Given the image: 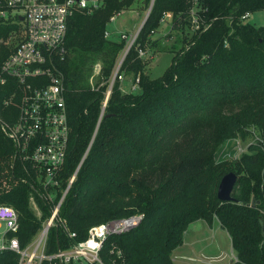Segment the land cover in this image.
Here are the masks:
<instances>
[{"label":"trees","instance_id":"1","mask_svg":"<svg viewBox=\"0 0 264 264\" xmlns=\"http://www.w3.org/2000/svg\"><path fill=\"white\" fill-rule=\"evenodd\" d=\"M134 1L105 0L104 7L74 11L68 19L67 54L57 62L71 128L62 189L85 157L59 207L76 237L68 239L60 228H50L45 253L84 239L91 225L139 212V225L109 236L103 252L114 243L127 264H173L171 252L182 245L188 225L202 219L211 227L217 219L235 251L232 264H264V27L238 20L246 11L263 8L264 0H204L206 16L218 18L193 36L185 31L189 0H154L118 70L132 82L138 78L139 91H123L116 77L99 120L124 47L123 39L104 37L106 25ZM166 12L172 13V27L183 33L184 45L162 75L151 78L138 49L157 45L151 35ZM20 28V22L0 19V38ZM11 49L1 46L0 65ZM97 57L101 71L93 86L88 78ZM13 87L0 84V119L16 116L15 107L4 105ZM250 130L258 133V142L239 159L214 161L219 143L235 136L246 139ZM12 153V142L0 126V204L17 212L16 235L24 247L39 232L42 219L29 205L32 175ZM229 171L237 176L233 199L221 202L217 187ZM37 200L43 217L48 216L51 205ZM17 261L15 252L0 251V264Z\"/></svg>","mask_w":264,"mask_h":264},{"label":"built area","instance_id":"2","mask_svg":"<svg viewBox=\"0 0 264 264\" xmlns=\"http://www.w3.org/2000/svg\"><path fill=\"white\" fill-rule=\"evenodd\" d=\"M104 5L105 0H0V19L21 24L19 30L11 32L6 38H0V48L5 45L12 47L0 65V84L14 85L9 96L4 99V105L13 106L17 111L11 121L0 119V126L12 142L11 157L21 163L26 173L32 175L29 205L36 216L42 219L39 232L31 242L21 247L16 235L19 229L18 214L11 206L0 204V251L15 252L18 255L17 264H41L42 261H49V264H127L121 248L111 243L103 252L104 243L109 236L125 233L138 226L143 219V214L139 212L108 219L91 225L84 239L72 242L66 248H57L51 254L45 253L50 228H60L68 239L76 237L66 219L59 215V207L85 157L84 154L68 178L66 187L62 189L60 176L68 156L71 128L64 98L63 76L57 62L64 60L67 54L65 36L69 17L74 11L92 13ZM207 9L204 0H189V36L205 31L218 18H208ZM258 13H261L260 18L256 16ZM118 14L114 13L110 20H114ZM171 17L172 13L166 12L160 23ZM238 20L256 28L264 27V7L246 11L238 16ZM136 36L137 31L129 38L122 59ZM104 37L109 38L107 30ZM121 38H126V35L121 33ZM138 52L142 54V49L139 48ZM119 67L114 69L110 78L99 120L114 79L123 77L118 74ZM100 71L101 65L95 63L91 82L100 75ZM136 87L138 78L131 86L132 89ZM37 199L51 205L48 216L43 217Z\"/></svg>","mask_w":264,"mask_h":264},{"label":"rangeland","instance_id":"3","mask_svg":"<svg viewBox=\"0 0 264 264\" xmlns=\"http://www.w3.org/2000/svg\"><path fill=\"white\" fill-rule=\"evenodd\" d=\"M147 5L148 3H146L145 0H135L129 7L121 8L115 19L107 23L106 30L109 32V38L112 37L120 41L122 40L121 33L126 35V38H123L124 47L117 54L115 68L118 65L121 66L124 59H122V55L130 42L129 38L136 33L142 23L148 10ZM256 16L260 18L261 13H258ZM186 30L187 29H185V31ZM180 33V30L172 27L171 18H167L164 23H160L157 31L151 35L152 40H158L157 45L155 47L146 45V47L142 49V54L138 52L139 57L145 62L144 70L151 78L161 76L172 62L174 55L183 47L184 44L180 39L183 33ZM95 63L101 65L100 57H97ZM90 76L88 78V83L95 86L99 80V75L95 76L92 82ZM133 83L134 82H132L129 77L124 76L120 79V88L125 92H138V87L135 89L131 88ZM250 131L251 134L246 139L235 136L227 138L219 143L213 150L214 161L231 162L239 159L240 156L247 151L251 143L258 142V133L252 130ZM199 221L198 223L204 225L205 231L201 235L197 234L195 238H191V224L187 227L183 234V246H179L171 252V259H174L173 264H232L236 258V254L231 246L227 232L222 229L219 224H215L212 228H209L203 220ZM261 222L264 228V214L261 217ZM181 256L190 258H182Z\"/></svg>","mask_w":264,"mask_h":264},{"label":"water","instance_id":"4","mask_svg":"<svg viewBox=\"0 0 264 264\" xmlns=\"http://www.w3.org/2000/svg\"><path fill=\"white\" fill-rule=\"evenodd\" d=\"M153 1L154 0L150 1L147 13H146L142 23L140 24V26L137 30V33L139 32V30L143 26L145 20L147 19L149 12L151 10ZM20 20L22 21L23 18L20 17ZM236 180H237V176L232 171L227 172L226 174H224L221 177L219 184H218V187H217V193H216L218 200H220L221 202H227V201H231L233 199L231 193H232L233 187L236 183ZM60 264H62V263H60Z\"/></svg>","mask_w":264,"mask_h":264},{"label":"crops","instance_id":"5","mask_svg":"<svg viewBox=\"0 0 264 264\" xmlns=\"http://www.w3.org/2000/svg\"><path fill=\"white\" fill-rule=\"evenodd\" d=\"M199 220H202V219H199ZM199 220H196V221H194V222H192V223H190L191 224V229H190V237L191 238H195L196 236H197V234H199V235H201L204 231H205V227H204V225L202 224H200V223H198V222H200ZM204 221V220H203ZM216 221V222H215ZM205 222V221H204ZM206 223V222H205ZM189 224V225H190ZM207 224V223H206ZM215 224H219V222L217 221V219L216 220H214V222H213V225L211 226V227H209V228H212ZM188 225V226H189ZM220 226V225H219ZM185 232V231H184ZM184 234V233H183ZM228 234V233H227ZM195 235V236H194ZM229 236V235H228ZM230 238V237H229ZM183 243H184V241H183ZM183 243H182V245L181 246H183ZM190 243V242H189ZM188 243V244H189ZM187 244V245H188ZM182 258H190V257H186V256H181ZM174 259H172V262H174L173 261Z\"/></svg>","mask_w":264,"mask_h":264}]
</instances>
